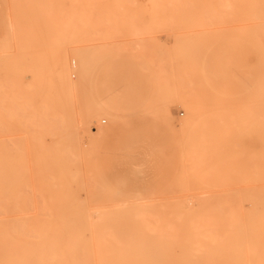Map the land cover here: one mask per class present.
Returning <instances> with one entry per match:
<instances>
[{
	"label": "rangeland",
	"instance_id": "1",
	"mask_svg": "<svg viewBox=\"0 0 264 264\" xmlns=\"http://www.w3.org/2000/svg\"><path fill=\"white\" fill-rule=\"evenodd\" d=\"M258 1L2 0L0 224L32 222L57 264H264ZM140 209L230 219L126 221Z\"/></svg>",
	"mask_w": 264,
	"mask_h": 264
},
{
	"label": "bare ground",
	"instance_id": "2",
	"mask_svg": "<svg viewBox=\"0 0 264 264\" xmlns=\"http://www.w3.org/2000/svg\"><path fill=\"white\" fill-rule=\"evenodd\" d=\"M237 1H240V0H237ZM250 0H247V2L245 3H250L248 2ZM257 2H259L258 0H256ZM243 2V1H242ZM255 2V1H253ZM263 3V2H262ZM259 9H255V11H257ZM254 11V12H255ZM264 11V10H262ZM263 14V13H260V15ZM259 15V14H257ZM76 57V55H75ZM76 62V60H75ZM66 64V63H65ZM67 65V66H66ZM65 66H62L60 67L59 69V74L56 73L57 75L60 76V79L62 78L64 82H66L67 84V87L71 88V91L73 92L74 89V82L71 80V75L68 71V64H66ZM55 74V76H56ZM57 76V77H59ZM56 79V78H55ZM61 84V82L59 83ZM62 86V85H60ZM64 86L65 83H64ZM58 88V87H57ZM68 88V89H69ZM70 90V89H69ZM54 91V90H53ZM59 91V90H58ZM65 91V90H64ZM66 95V94H65ZM72 96V95H71ZM44 98V97H43ZM73 99V98H72ZM71 100V99H70ZM39 104V103H38ZM95 129V128H94ZM95 133H96V130H95ZM69 141V140H68ZM11 181V179L9 180ZM8 183V182H7ZM11 183V182H10ZM1 184V183H0ZM9 184V183H8ZM14 184V183H13ZM75 185V184H74ZM3 186V184L1 185ZM4 187V186H3ZM21 189V188H20ZM6 190V189H4ZM10 190V189H9ZM18 190V189H17ZM12 192H14V190H10ZM20 191V190H19ZM76 192V191H75ZM21 193V192H20ZM64 192H62L63 194ZM79 193V192H78ZM56 195L59 194L58 192L55 193ZM59 195L60 197L62 196ZM17 195H20V194H17ZM22 195V194H21ZM66 195V194H65ZM26 196V195H25ZM44 196V195H42ZM0 197H2L1 200L6 201L4 199L3 196H1V193H0ZM29 197V196H28ZM57 197V196H56ZM8 198V197H7ZM48 199V198H47ZM56 199V198H55ZM61 199V198H60ZM18 200V199H17ZM28 200V199H27ZM57 200V199H56ZM59 201V200H58ZM80 201V200H79ZM83 201V200H81ZM85 201V200H84ZM15 202V201H14ZM66 202V201H65ZM86 204H87V201H85ZM89 202V201H88ZM1 203V201H0ZM7 204H10L11 203H8L7 201L5 202ZM16 203V202H15ZM45 203V202H43ZM59 203V202H58ZM79 203V202H78ZM203 203V202H202ZM204 203H206V201H204ZM2 204V203H1ZM29 204V202H28ZM40 204V203H39ZM42 204V203H41ZM61 204V203H59ZM85 204V205H86ZM220 204V203H218ZM5 205V204H4ZM3 205V208H5ZM10 205L8 208H10ZM31 205V203H30ZM34 205H36V203H34ZM38 205V204H37ZM43 205V204H42ZM84 205V203H83ZM89 205V204H88ZM87 206V205H86ZM18 207V206H17ZM28 206L26 205V208ZM33 207V206H32ZM63 207V206H62ZM204 207V206H203ZM202 207V208H203ZM2 208V207H0ZM2 208V209H3ZM11 208H13L11 206ZM47 208V207H46ZM34 209V208H33ZM79 209V208H78ZM84 209V207L82 208ZM11 210V209H9ZM61 210V209H60ZM87 210V209H85ZM141 210V209H140ZM195 210V209H193ZM7 211V209H6ZM12 211V210H11ZM17 211V210H16ZM88 211V210H87ZM91 211V210H89ZM161 211V210H160ZM183 211V210H182ZM186 211V210H185ZM19 212V210H18ZM27 212V211H26ZM29 212V211H28ZM31 212V211H30ZM36 212V211H34ZM33 212V213H34ZM63 212V211H62ZM82 212V210L80 211ZM80 212H78V215L80 214ZM104 212V211H102ZM108 212V211H107ZM162 213L161 214H157V213H151V211H148L146 209H143L141 210L139 213V215H136V217H134V219L132 218L131 219H126L127 222H135V223H132V224H137V225H229L228 222H229V219H230V212L229 211H224L223 210H215V211H207V210H204V211H201V210H195V211H189L187 210L186 212H180V211H161ZM7 213V212H6ZM39 213V212H38ZM47 213V212H46ZM67 213V212H66ZM84 213V212H82ZM97 213V212H96ZM2 214H3V211H2ZM9 214V213H8ZM12 214V213H11ZM14 214V213H13ZM19 214H22V213H19ZM18 214V215H19ZM24 214V213H23ZM35 214V213H34ZM41 214V212H40ZM86 214V213H85ZM92 214V213H90ZM10 215V214H9ZM30 215V214H28ZM62 215V214H60ZM73 215V213L71 214V216ZM87 215V214H86ZM89 215V214H88ZM237 215V214H236ZM5 216L7 217V215H2V217ZM21 216V215H20ZM38 216V214L36 213V217ZM43 216V215H42ZM50 216V214L48 215ZM80 216V215H79ZM78 216V217H79ZM97 216V215H95ZM99 216V215H98ZM109 216V215H108ZM28 217V216H27ZM32 217V216H31ZM51 217V216H50ZM61 217V216H59ZM73 217H76L73 215ZM81 217V216H80ZM112 217V216H111ZM110 216H109V219H112ZM11 218V217H10ZM21 217H19L20 219ZM35 218V217H34ZM38 218V217H37ZM40 218V217H39ZM72 218V217H71ZM86 218V217H85ZM88 218V217H87ZM100 218V217H99ZM12 220L14 218H11ZM25 219V218H24ZM32 219V218H30ZM29 219V220H30ZM52 219V218H51ZM50 219V220H51ZM60 219V218H59ZM58 219V220H59ZM89 219V218H88ZM92 218L90 217V220ZM114 219V218H113ZM6 221L10 222L8 219H5ZM5 220H2V221H5ZM28 220V219H27ZM73 220V219H72ZM70 220V221H72ZM75 220V219H74ZM76 220H77V217H76ZM80 220V219H78ZM99 220V219H98ZM108 220V219H106ZM16 221V220H14ZM31 221V220H30ZM34 221V220H32ZM70 221H69V224H70ZM110 221V220H109ZM114 223L117 224V222H119L120 220H118L117 218H115L114 220H112ZM125 221V220H123ZM238 221V220H237ZM13 223V221H11ZM10 222V223H11ZM87 222V221H86ZM90 222V221H89ZM239 222V221H238ZM29 223V222H28ZM32 222H30V224H8V225H1L0 224V259H1V264H37V257L39 258L38 260L40 261L39 264H57V260L56 259L58 257V254H56V257L54 258V253L56 250H54V248H56V245L55 243H53V241L51 242V239L50 241L48 242H41L43 243L42 244V247L40 249H36L34 248V246L37 247L36 245V238L35 236H39L40 234L36 235V228H35V225H33V223L31 224ZM61 223V222H60ZM59 223V224H60ZM91 223V222H90ZM99 223V222H98ZM106 223V222H104ZM110 223V222H109ZM3 224V223H2ZM5 224V223H4ZM82 224V223H81ZM86 224V223H85ZM111 225H115L113 223H110ZM52 225V224H51ZM61 225V224H60ZM118 225V224H117ZM235 225H246L244 219H243V223L241 224H236ZM253 225V224H251ZM256 225H264V221H262L261 223H258ZM48 231H50L48 229ZM47 231V232H48ZM46 232V231H45ZM43 233V231H42ZM43 235H46L45 233ZM49 234H47L46 236H48ZM41 236V235H40ZM50 236V235H49ZM48 236V237H49ZM37 239H40V238H37ZM69 239V238H68ZM42 240V239H40ZM55 242V241H54ZM54 244V245H53ZM62 245V244H61ZM58 246V245H57ZM63 247H65L63 245ZM45 252H43V250ZM42 250V251H40ZM68 250V249H67ZM71 250V249H70ZM39 251L41 252L40 255L38 256L37 254L39 253ZM263 251V250H262ZM38 252V253H37ZM261 253V250L259 251ZM56 253H60V252H56ZM264 253V252H262ZM35 254V258L33 259V255ZM63 260V258H60ZM56 260V261H55ZM100 262L98 263H94L93 264H113V263H105L103 260L101 259H98ZM61 261V262H62ZM64 263V262H63ZM60 264V263H59ZM76 264V263H75ZM91 264V262H90Z\"/></svg>",
	"mask_w": 264,
	"mask_h": 264
},
{
	"label": "crops",
	"instance_id": "3",
	"mask_svg": "<svg viewBox=\"0 0 264 264\" xmlns=\"http://www.w3.org/2000/svg\"><path fill=\"white\" fill-rule=\"evenodd\" d=\"M4 6V3L0 0V28L2 26L1 23L5 21L6 11L4 10Z\"/></svg>",
	"mask_w": 264,
	"mask_h": 264
}]
</instances>
